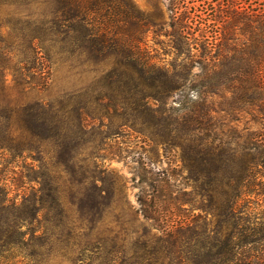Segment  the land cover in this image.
<instances>
[{"label":"trees","instance_id":"trees-1","mask_svg":"<svg viewBox=\"0 0 264 264\" xmlns=\"http://www.w3.org/2000/svg\"><path fill=\"white\" fill-rule=\"evenodd\" d=\"M38 9L48 16L39 19ZM259 9H245L253 34L238 48L222 28L191 34L203 24L202 30H209L199 15L189 12L173 16L171 30L162 32L154 17L129 0H0V24L9 27L0 39V53L10 61L18 51L12 74L21 90L30 83L31 72L48 67L41 34L54 32L57 61L74 59L69 66L77 73L85 64L112 61L102 71L97 94L73 93L60 110L64 115L71 108L78 133L84 132L87 118L93 124L99 120L102 128L106 118L109 124L116 117L123 121L120 126L136 133L138 143L160 142L170 153L179 147L182 162L178 169L154 170L139 152L135 161L141 172L136 175L144 187L137 194L136 212L142 221L134 225L136 219L129 220L121 237L112 229L104 233L99 224L111 209L114 192L92 163L97 152L79 136L71 137L62 124L55 125L50 107L0 100V264H14L31 241L45 243L58 226H66L67 243L72 239V264L264 263V219L245 208L249 180L264 173V138L252 133L232 152L230 137L217 138L215 132L220 113L231 117L264 98V8ZM148 34L158 48L148 45ZM161 35L164 41L156 39ZM4 69L1 64L0 76ZM114 82L126 96H115ZM51 138L57 141V162L76 183L72 201L79 224L61 209L54 165L43 163L41 146L34 144ZM26 157L38 165L30 163L25 170L14 165ZM237 157L239 164L232 163ZM177 176L190 190L177 188ZM196 197L207 199L200 203L201 212H194ZM27 255L23 264H38V252Z\"/></svg>","mask_w":264,"mask_h":264},{"label":"rangeland","instance_id":"rangeland-1","mask_svg":"<svg viewBox=\"0 0 264 264\" xmlns=\"http://www.w3.org/2000/svg\"><path fill=\"white\" fill-rule=\"evenodd\" d=\"M136 9L144 15L152 16L156 22L162 26V32L170 31L169 24L173 16H177L182 12H189L190 16L199 15L203 22L207 25L209 32L202 30V25L199 30L191 34H214V31L224 29L225 32L231 34L232 38L230 44L236 45L238 48H243V44L248 42L249 34H253V25L249 22L245 9L250 6L257 8V11L264 8V0H129ZM13 10L4 8V14L7 11ZM42 16V12H44ZM37 10L39 19L48 16L46 10ZM256 26L257 24L254 23ZM252 27V28H251ZM9 27L6 23L0 24V39H5ZM53 31V30H52ZM148 45L158 48V45H153L152 34H148ZM157 40L164 41L166 38L161 35L156 37ZM42 50L44 56L48 59V67L43 69L44 72L33 71L30 73V82L23 90L16 84V80L12 74V68L16 64L18 51L11 54L10 61H7L6 56L0 53V65L5 66L4 73L0 76V100L9 102L10 104H26L38 102L46 107H50L51 116L55 125L59 123L63 125L64 130L68 132L71 137L79 136L78 140L84 144L89 150L97 152V157L92 160L96 164V172L102 178H107L108 184L112 186L114 192V202L111 209L107 213L105 221L100 222L99 231L104 233L107 229H112L114 232L120 234V237L125 233L127 222L135 218L134 225H138L141 221V215L136 212L138 208L137 194L139 193L141 185L137 172H141L137 162L135 161L139 152H142L143 160L150 161V167L154 170L157 169H172L180 168L182 162L180 159L181 150L175 147L170 153L164 148L160 142H151L148 140L146 143H138L136 133L129 127L124 125L120 126L123 121L113 117L111 123L108 124L106 118L104 125L100 128L99 120L96 123H90L89 119L83 121L86 126L82 134L78 133V121L73 113H69L70 107L65 109L64 115L60 114V110L67 104L73 93L90 94L93 95L101 89L99 78L102 76V71L107 70L111 65V60L98 64H85L83 71L77 73L72 69L69 64L71 60L60 64L57 61L56 47H54V32L51 31L47 34H41ZM161 57H164L161 55ZM41 59L39 62L44 61ZM41 65V63H40ZM41 68V66H37ZM48 71V72H46ZM117 98H122L123 95L118 92L117 82L111 84ZM79 89V90H78ZM85 96L82 98L83 100ZM81 99V100H82ZM73 102L77 99L73 96ZM95 105L92 106L94 108ZM97 106V105H96ZM244 111H235L231 117L225 116L220 113V120H218L216 135L217 138L225 139L226 136L230 137L232 152L236 151L237 145L243 144L252 133H259L261 138H264V98L255 102L253 105L248 104ZM119 126L121 128H119ZM83 129V128H82ZM121 129V130H119ZM55 138L43 142H35L41 147L43 156V163L47 167L54 165V189L59 195L62 202L61 209L72 216V222L79 224L78 208L76 203L72 201L73 186L76 184L71 180L66 172V169L57 162L54 149L56 146ZM236 148V149H235ZM120 154V157L113 155L114 153ZM54 153V154H53ZM27 156V153H24ZM0 168L3 167L0 161ZM18 165L23 170L27 168L30 163L35 166L38 163L30 157L17 158ZM240 160L237 157L232 161L234 164H239ZM90 161V165H92ZM93 166V165H92ZM109 168L114 172L109 173ZM183 175L185 174L182 173ZM175 184L177 188L183 190H190L188 183L182 177H175ZM202 182V178L200 179ZM73 182V183H72ZM200 183V182H199ZM249 192L245 199V208L251 216L264 219V173L257 175V177L249 180ZM31 184V183H30ZM26 186L29 183L25 184ZM195 202L194 212H201L200 203L207 202L206 197L201 199L196 197L193 199ZM189 207L188 203L184 204ZM54 210L55 207H54ZM210 216V215H209ZM208 216V217H209ZM125 223V224H124ZM71 226V224H69ZM123 229V231L121 230ZM151 233H157L155 230H150ZM66 226L54 227V234L48 236L45 243L38 241H31L24 250V257H17L13 260L14 264H23L28 261L29 253L38 252V264H72L71 258L74 255L75 248L72 246V239L69 243L66 239ZM124 232V233H123ZM72 236V235H71ZM127 239V238H126ZM131 242L126 240L124 246L128 248ZM33 258V257H32ZM34 263V262H33ZM32 264V263H30ZM35 264V263H34ZM96 264V262H93ZM253 264H264L255 262Z\"/></svg>","mask_w":264,"mask_h":264}]
</instances>
